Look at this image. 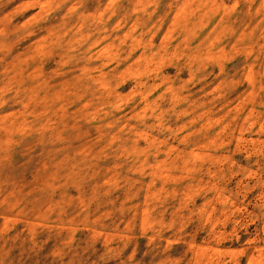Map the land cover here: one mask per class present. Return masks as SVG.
Listing matches in <instances>:
<instances>
[{
	"label": "rangeland",
	"instance_id": "1",
	"mask_svg": "<svg viewBox=\"0 0 264 264\" xmlns=\"http://www.w3.org/2000/svg\"><path fill=\"white\" fill-rule=\"evenodd\" d=\"M0 264H264V0H0Z\"/></svg>",
	"mask_w": 264,
	"mask_h": 264
}]
</instances>
